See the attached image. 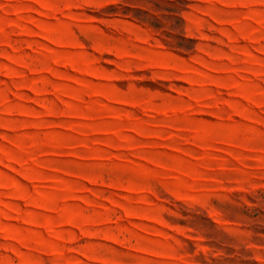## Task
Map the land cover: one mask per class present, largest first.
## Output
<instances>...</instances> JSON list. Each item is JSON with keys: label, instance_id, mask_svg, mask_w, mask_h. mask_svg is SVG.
<instances>
[{"label": "rangeland", "instance_id": "374dc122", "mask_svg": "<svg viewBox=\"0 0 264 264\" xmlns=\"http://www.w3.org/2000/svg\"><path fill=\"white\" fill-rule=\"evenodd\" d=\"M0 264H264V0H0Z\"/></svg>", "mask_w": 264, "mask_h": 264}]
</instances>
